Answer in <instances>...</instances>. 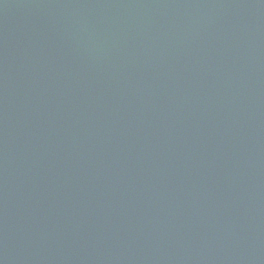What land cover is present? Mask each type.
I'll use <instances>...</instances> for the list:
<instances>
[{"label": "water", "instance_id": "water-1", "mask_svg": "<svg viewBox=\"0 0 264 264\" xmlns=\"http://www.w3.org/2000/svg\"><path fill=\"white\" fill-rule=\"evenodd\" d=\"M0 264H264V0H0Z\"/></svg>", "mask_w": 264, "mask_h": 264}]
</instances>
